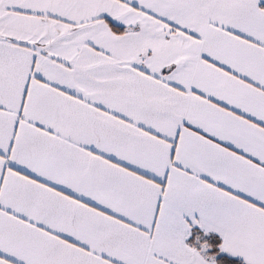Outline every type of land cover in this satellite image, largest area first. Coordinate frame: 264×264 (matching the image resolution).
Returning a JSON list of instances; mask_svg holds the SVG:
<instances>
[{"label":"snow or ice","instance_id":"obj_1","mask_svg":"<svg viewBox=\"0 0 264 264\" xmlns=\"http://www.w3.org/2000/svg\"><path fill=\"white\" fill-rule=\"evenodd\" d=\"M0 264H264V0H0Z\"/></svg>","mask_w":264,"mask_h":264}]
</instances>
